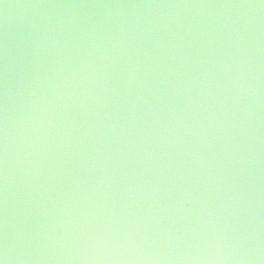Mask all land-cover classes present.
I'll list each match as a JSON object with an SVG mask.
<instances>
[{
    "label": "water",
    "instance_id": "1",
    "mask_svg": "<svg viewBox=\"0 0 264 264\" xmlns=\"http://www.w3.org/2000/svg\"><path fill=\"white\" fill-rule=\"evenodd\" d=\"M0 264H264V0H0Z\"/></svg>",
    "mask_w": 264,
    "mask_h": 264
}]
</instances>
